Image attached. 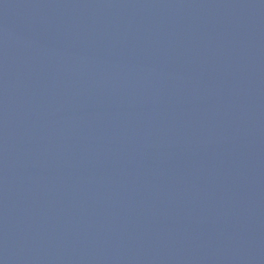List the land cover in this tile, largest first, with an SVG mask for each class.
I'll list each match as a JSON object with an SVG mask.
<instances>
[{
    "label": "water",
    "instance_id": "obj_1",
    "mask_svg": "<svg viewBox=\"0 0 264 264\" xmlns=\"http://www.w3.org/2000/svg\"><path fill=\"white\" fill-rule=\"evenodd\" d=\"M0 264H264V0H0Z\"/></svg>",
    "mask_w": 264,
    "mask_h": 264
}]
</instances>
